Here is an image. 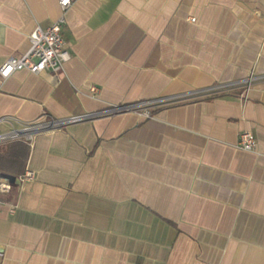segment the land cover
Masks as SVG:
<instances>
[{
  "label": "crops",
  "instance_id": "1",
  "mask_svg": "<svg viewBox=\"0 0 264 264\" xmlns=\"http://www.w3.org/2000/svg\"><path fill=\"white\" fill-rule=\"evenodd\" d=\"M60 14L0 0V65ZM64 17L63 71L0 77L16 127L253 81L245 100L236 87L0 145L2 171H34L0 193V264H264V0H72Z\"/></svg>",
  "mask_w": 264,
  "mask_h": 264
},
{
  "label": "built area",
  "instance_id": "2",
  "mask_svg": "<svg viewBox=\"0 0 264 264\" xmlns=\"http://www.w3.org/2000/svg\"><path fill=\"white\" fill-rule=\"evenodd\" d=\"M58 3L61 9L60 16L46 27H42L39 24L34 26L29 34V46L27 50L20 55H11L1 63V78H6L12 72L19 69H27L34 73H38L43 70L53 72H60L64 70V63L70 57V52L66 45V39L62 32V26L65 21L64 12L72 3V0H58ZM191 20H194V17H191ZM252 81L253 76L250 75L243 80L216 83L208 87L194 89L188 93L174 96H157L126 103H108L103 108L98 110L72 114L64 118H46L39 121L22 122L19 127H16L13 124L15 119L12 116L3 115L0 116V126L9 125L10 127L6 130L0 129V142L19 139H26L30 141L35 128L52 129L63 127L68 123L94 119L99 116L112 115L119 112L133 111L144 116H151L152 109L156 105L170 103L187 97L227 92L236 87H240L239 95L245 100L247 97V91ZM89 90L92 93H96L98 91V86L90 84ZM236 145L247 150L255 149L256 137L254 133L249 129L240 130ZM3 173L4 171L0 170V193L8 192L12 184L8 178L4 177ZM15 177L18 179V182H25L34 178V171L26 167L23 172L15 175Z\"/></svg>",
  "mask_w": 264,
  "mask_h": 264
},
{
  "label": "water",
  "instance_id": "3",
  "mask_svg": "<svg viewBox=\"0 0 264 264\" xmlns=\"http://www.w3.org/2000/svg\"><path fill=\"white\" fill-rule=\"evenodd\" d=\"M42 130V128H35L33 131ZM4 177L8 178L10 182H18V179L15 177L14 174L4 172Z\"/></svg>",
  "mask_w": 264,
  "mask_h": 264
},
{
  "label": "rangeland",
  "instance_id": "4",
  "mask_svg": "<svg viewBox=\"0 0 264 264\" xmlns=\"http://www.w3.org/2000/svg\"><path fill=\"white\" fill-rule=\"evenodd\" d=\"M0 129L1 130H3L4 129V126L2 125V126H0ZM8 143V141H5V142H0V145H2V144H7ZM7 160L9 161V159L7 158ZM7 160H5L4 162H2L4 165H6L7 163ZM4 165H2V164H0V167H3V168H6ZM7 166V165H6Z\"/></svg>",
  "mask_w": 264,
  "mask_h": 264
},
{
  "label": "trees",
  "instance_id": "5",
  "mask_svg": "<svg viewBox=\"0 0 264 264\" xmlns=\"http://www.w3.org/2000/svg\"><path fill=\"white\" fill-rule=\"evenodd\" d=\"M2 165H4L2 162L0 163ZM6 168L0 167V170H4V171H11V169L9 167H7L6 165H4Z\"/></svg>",
  "mask_w": 264,
  "mask_h": 264
}]
</instances>
